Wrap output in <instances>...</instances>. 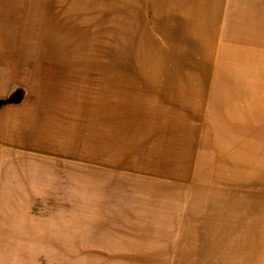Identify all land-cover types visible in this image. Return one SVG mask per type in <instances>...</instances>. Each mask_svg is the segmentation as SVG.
<instances>
[{
  "label": "crops",
  "instance_id": "1",
  "mask_svg": "<svg viewBox=\"0 0 264 264\" xmlns=\"http://www.w3.org/2000/svg\"><path fill=\"white\" fill-rule=\"evenodd\" d=\"M52 2L0 0V99L20 86L33 94L0 106V264H264L262 158L248 162L246 127H148V146L135 144L138 128L132 143L128 127L121 156L116 127H101L102 104L97 111L60 92L70 77L64 45L33 44L22 26L33 19L22 16L23 3L48 12ZM152 2L204 51L257 53L264 69V0ZM55 196L62 219L34 214Z\"/></svg>",
  "mask_w": 264,
  "mask_h": 264
},
{
  "label": "rangeland",
  "instance_id": "2",
  "mask_svg": "<svg viewBox=\"0 0 264 264\" xmlns=\"http://www.w3.org/2000/svg\"><path fill=\"white\" fill-rule=\"evenodd\" d=\"M52 1L48 12L28 10L26 6L33 5L23 3L22 16L33 19H22V26L34 31L33 44L64 45V59L71 61L70 77L65 75L60 92H67L74 101L96 104L97 111L102 104L101 127H116L121 156L128 150V127H132V143L138 128L141 141L137 138L135 144L147 142V146L151 143L146 140L148 127H186L187 122V127L193 124L202 129V121L210 123L204 127H222L217 131L246 127L247 160L251 163L256 157L262 158L257 163L262 164L264 180V94L260 99L256 91L259 87L264 91V84L258 82L264 69L257 53L204 51L198 37L181 35L182 30L174 27V19H166L167 14L159 10L162 4L152 0ZM28 39L22 42L31 43L29 36ZM207 82L211 83L210 89L203 95ZM32 95V90L27 93L20 86L11 96L0 99V106ZM197 100L204 103L202 107H188L196 105ZM170 105L175 113L166 116L165 109ZM177 112L182 114L177 116ZM74 115L70 116L72 123ZM99 124L97 119L92 125L100 127ZM129 151L140 157L146 154V148ZM77 171L71 167L72 192L77 189ZM50 199L38 201L39 211L34 214L62 219V212L54 210L61 207V197ZM72 199L74 207L77 196L72 195ZM71 215L73 219L77 212ZM32 264L47 261L39 259ZM53 264L62 261L54 260Z\"/></svg>",
  "mask_w": 264,
  "mask_h": 264
}]
</instances>
